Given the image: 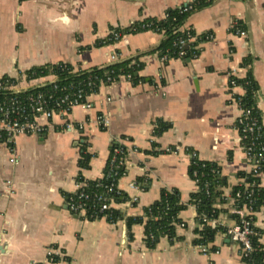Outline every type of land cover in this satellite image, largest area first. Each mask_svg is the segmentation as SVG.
Instances as JSON below:
<instances>
[{
	"label": "crops",
	"instance_id": "obj_1",
	"mask_svg": "<svg viewBox=\"0 0 264 264\" xmlns=\"http://www.w3.org/2000/svg\"><path fill=\"white\" fill-rule=\"evenodd\" d=\"M191 1L0 0V78L15 79L32 67L58 63L73 70L136 56L144 63L142 82L120 78L98 88L91 100L108 97L104 106H76L68 114L41 119L46 125L41 134L20 135L11 144L0 140V264H37L50 246L60 252L56 264H244L227 234L217 233L205 250L194 243L192 204L179 214L182 223L176 233L181 239L161 237L154 248L145 245L141 224L132 226L130 238L124 219H87L67 209V195L76 191L78 176L100 178L110 146L122 137L134 151L125 158L117 186L137 198L133 205L114 204L124 216L141 215L164 187L176 188L188 203L197 189L188 174V148L220 166L226 196L241 183L238 172H253L236 126L240 109L235 98L242 88L233 86L230 77L252 73L259 85L255 105L264 130V0H212L192 12L183 27L212 33L213 39L199 43V54L187 61L160 56L156 48L162 35L150 30L123 32L120 40L103 43L112 31L160 18L166 9ZM237 21L244 35L232 32ZM246 56L252 62L242 65ZM53 78L48 73L23 79L20 85H42ZM100 113L109 116L107 128L98 124ZM157 119L171 125L160 135L153 133ZM66 123L75 128L66 130ZM83 144L90 154L87 168L78 164ZM132 182L136 187L128 185ZM260 185L264 189V175ZM219 218L225 225L235 222L225 213ZM254 225L262 230L264 244V208L255 213Z\"/></svg>",
	"mask_w": 264,
	"mask_h": 264
},
{
	"label": "trees",
	"instance_id": "obj_2",
	"mask_svg": "<svg viewBox=\"0 0 264 264\" xmlns=\"http://www.w3.org/2000/svg\"><path fill=\"white\" fill-rule=\"evenodd\" d=\"M212 0H192L190 2L191 8H188L189 4H182L178 7L168 8L165 10L164 15L160 18L148 17L140 21H136L130 27L124 29L122 32H139V31H153L162 35V39L157 46V51L160 56H166L167 58H180L185 61L196 57L200 48L198 44L204 40V37H199L194 41H189V38L196 35L195 31L188 27L184 28L183 24L188 16L204 6L210 4ZM236 27L244 29V26L240 22H236ZM232 32L235 29H231ZM185 40L186 46L180 48L179 41ZM102 43V42H101ZM103 43L107 42L106 40ZM182 49L184 54L179 56L178 52ZM252 62L250 56L243 58L241 64L248 65ZM144 63L139 60V56L125 59L122 61L111 63L104 67H91L83 70H73V67L67 63H58L54 65L32 67L27 70L28 75L33 77H39L48 73H53L59 79L60 85L81 84L90 89V91H97L99 83L109 84L107 78L119 80L120 77L129 75L130 81L133 84L142 82L144 78L139 75V71L143 68ZM234 80L243 90L244 94H237L236 97L240 98L243 108H250L251 115L257 116L261 123L260 112L255 105V98L259 85L252 73L249 71L243 78L231 76L230 81ZM46 86L45 88H48ZM170 123L161 119H157L154 122V135H160L170 127ZM237 128L239 126L237 125ZM126 139L125 137H122ZM260 144L264 146V136L259 140ZM242 146L248 144V140L243 141ZM120 147L123 152L116 154V158L126 154L125 145H119L114 142L110 146V154L106 165L104 167V173L109 171V159L112 155L113 149ZM80 158L78 164L81 167L87 168L89 166L90 154L86 152V147L83 144L80 148ZM188 150H192L189 149ZM157 151H153L156 154ZM260 167L264 170V154L260 162ZM123 171V170H122ZM188 174L196 182L197 189L189 196L188 203H183L180 199V193L176 188H161L159 197L149 205L143 208V212L139 216H124L120 209L115 207L103 213H97L96 215H89L85 218L95 219L99 217H106L109 222H116L124 219L128 229V235L131 238V229L135 224H141L144 227V243L148 248H154L161 237H167L170 242L174 240H180L181 237L176 233V226L181 224L182 221L179 214L184 210L188 204H192L196 208V221L197 227L195 232L197 238L194 243L206 246L208 243L213 242L217 233L227 234V225L216 224L212 226L207 221L217 218L220 213H225L229 219L234 221H240L239 213L237 212L245 202H248L246 198L247 191L250 192L249 199H252L251 206L255 212H258L261 208H264V189L260 185V176H257L251 172H238L237 176L242 180L241 183L233 186L228 196L224 195L223 187L227 185V179L220 172V166L213 161H205L199 159L196 155L190 158L188 167ZM79 180H84L80 175ZM111 180L117 181V176L110 175L104 177L101 180H85L87 186L84 187L86 192L102 191L101 185L108 184ZM246 185H249L247 189ZM260 185V186H259ZM73 195L68 194V198ZM111 195L114 197V203L125 202L128 199V195L120 190L119 193L112 191ZM218 205L220 207H218ZM233 208V211H229V207ZM248 217H246L247 219ZM255 215L250 220L249 228L253 231V234L249 235V242L251 250L244 255L242 261L246 264H264V244L260 242L262 236V230L254 225ZM212 249H215L212 247Z\"/></svg>",
	"mask_w": 264,
	"mask_h": 264
},
{
	"label": "built area",
	"instance_id": "obj_3",
	"mask_svg": "<svg viewBox=\"0 0 264 264\" xmlns=\"http://www.w3.org/2000/svg\"><path fill=\"white\" fill-rule=\"evenodd\" d=\"M188 8H191L190 2L188 3ZM232 29H235V33L238 35H244V29L236 27V24L232 25ZM123 36L122 31H112L106 38L107 42H116ZM199 37H204L203 41H208L213 39L212 33L205 32L202 34H196L189 38V41H194ZM180 48L186 46L185 40L179 41ZM179 56L184 54L182 49L178 52ZM166 58V56H164ZM32 75H28L27 72L20 73L18 78L4 77L0 78V140L11 144L16 137L20 135H38L45 131V126L41 123V119H50L54 115H64L68 114L74 107L81 106L85 109L93 108L96 103L99 107L107 104L110 99L107 97L103 100H99L94 103L91 100V96L97 91H90L87 87L81 84H70V85H60L59 79L56 75L54 78L45 84H36L33 86L23 87L21 80H31L34 79ZM120 78L130 79L129 75L122 76ZM119 78V79H120ZM109 83L116 82L117 80H112L110 77L107 78ZM230 83L233 86H237L234 80ZM104 84L99 83V87ZM49 86L48 88H45ZM244 90L242 89V93ZM236 103L240 109V115L237 118V125L239 126V139L242 143L248 140V144L244 146V153L248 161L253 164V173L257 176L264 175V170L260 167V162L264 154V146L258 141L262 136H264V130L262 123L257 116L251 115V109L243 108L241 105L240 98L236 97ZM98 124L102 128H107L110 122L109 116L106 113H100L97 116ZM75 128L71 123H66L65 129L70 130ZM77 128L81 129L82 125H77ZM127 139H118L117 143L120 145H125ZM126 146V145H125ZM134 149L127 147L125 148L126 154L116 158V154L122 153L123 149L120 147L114 148L112 155L109 159V171L108 173L102 174L100 178L94 180H101L105 176L110 175L117 176L118 179L124 174L125 158L126 156L133 152ZM190 158L195 157L197 154L194 150H186ZM16 163L17 160L14 159ZM123 170V171H122ZM117 181L111 180L108 184L98 185L102 186V191H92L86 192L84 187L87 186L85 180H78L77 189L74 191L67 200V209L71 214L87 216V213L91 216L97 213H103L110 208L114 207V197L111 195L112 191L116 193L120 192L117 186ZM130 187H136V183L132 182L128 184ZM249 185H246V189ZM260 186V185H259ZM250 192L247 191L246 198L248 202H245L241 209L237 212L240 216V221H235L233 225H227V235L228 237L237 245L240 256L243 257L250 250L249 235L253 234V231L249 228L250 220L252 216L255 215V211L251 206L252 199H249ZM136 196H130L125 201L128 205H133L136 202ZM246 217H248L246 219ZM212 226L216 224H222L219 216L217 218L207 221ZM202 250H205L204 245H199ZM60 257V252L55 247H48L46 257L43 261L37 264H56L58 258ZM246 264V263H244Z\"/></svg>",
	"mask_w": 264,
	"mask_h": 264
}]
</instances>
